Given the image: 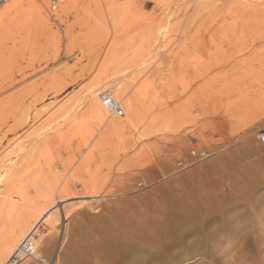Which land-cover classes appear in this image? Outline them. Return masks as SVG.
Wrapping results in <instances>:
<instances>
[{
  "label": "rangeland",
  "instance_id": "374dc122",
  "mask_svg": "<svg viewBox=\"0 0 264 264\" xmlns=\"http://www.w3.org/2000/svg\"><path fill=\"white\" fill-rule=\"evenodd\" d=\"M236 1L64 0L51 13L24 0L0 25V109L18 106L16 119L24 107L44 110L45 131L113 77L126 79L127 95L114 83L104 90L125 117L108 115L107 125L126 123L127 101L138 98L127 130L107 133L85 117L84 130L68 123L44 134L38 207L66 199L63 184L105 198L59 203L71 205L67 218L58 210L56 229L42 224L18 264H109L114 238L130 252L140 245L139 264H164L168 253L180 264H264V0ZM202 151L208 157H193Z\"/></svg>",
  "mask_w": 264,
  "mask_h": 264
},
{
  "label": "bare ground",
  "instance_id": "6f19581e",
  "mask_svg": "<svg viewBox=\"0 0 264 264\" xmlns=\"http://www.w3.org/2000/svg\"><path fill=\"white\" fill-rule=\"evenodd\" d=\"M23 1L24 0H11V2H9V0H7V2L9 3L5 4L4 10L0 12V25H4L7 21H9L13 17L16 10ZM27 1H29V3H33L34 5L37 4L36 0H27ZM42 1L46 4L48 11H50L51 13H54V11L56 12L59 6L64 2V0H58L57 4L56 3L52 4L50 0H42ZM238 1L245 2L248 0H238ZM1 7L2 6L0 5V8ZM165 29L163 31L161 30L162 32L159 33L161 37L165 35L164 33ZM147 62L142 63V65L140 63V65L137 67L134 66L136 67L135 69H137V72L140 71L141 69L143 70V68L146 67L145 64H148ZM113 78L115 79H113L111 82L110 81L104 82V80L102 79L103 81L99 80L97 83L89 87V89L86 91V95L82 100L83 103L84 102L86 103V107L82 108L83 103L80 102L78 104L76 103L77 105L75 104L72 107H69L68 109H64L63 111L56 113L49 120V123L47 124L46 127L47 129L45 130L46 132L44 131L45 129L44 110L40 111L37 110L36 108L31 109L24 107L23 109H21V117L16 119L17 117L15 115L16 113L14 109L17 108L18 106L10 110L0 109V264H18L19 260H23L25 257L28 258L33 255L31 244L36 240V236L38 234L40 226L48 222L46 224H49L51 230L56 229V225L58 224L59 218L55 221L50 218L53 214H55L58 217V213H57L58 210H59V214L60 212L63 214L64 219H66L67 216L69 215L68 213L70 212L69 210L71 208L70 207L71 205L70 206L62 205L60 208L59 203L66 202L67 200L81 199V198H93V199L105 198V196L102 195L101 193L102 191L100 189L93 188L94 190L90 191L88 190L89 188L85 186L86 190L89 192H86L87 195L86 194L82 195L78 192H75V190L74 192L69 191L71 189H68V185H64L61 182L63 184L62 185L59 182L60 183L59 185H62L61 186L62 193L60 194H66L65 196H67V198L64 200H57L55 202H52L49 197V201L50 203L51 202L52 203L47 208H44V206L40 208L37 205L38 200L39 202H41L40 199H44V192H45L44 191V149L47 142L51 141V137L50 138L46 137L44 140V134L46 133L47 135V131L49 132L53 130L54 132L56 131L57 134V132H60V129L63 127V125L67 126L69 124H75V127H77L79 130H84V128L86 127L85 120L87 118L90 121L96 122L97 124H106L107 123L106 120H108L109 114L100 101V94L106 91L104 90V88L105 89L108 88V85L110 83H114V85L113 84L112 85L117 89V94L120 97L122 94L127 95V93L125 92L128 89L127 86H124L126 85L125 78L123 77H113ZM25 80L26 78L23 77V81ZM7 86H8L7 89H10L11 87L16 86V84L15 82H13L11 84H8ZM23 94L26 95V93ZM23 94H21L18 99V103L21 102L20 103L21 105L23 101L22 97L24 96ZM117 102L121 106V103L118 100ZM137 102H138V98L135 96H132L127 101L126 107L130 116L128 119H126L127 122L123 123L116 118L113 121L112 118V123L110 121L108 125L106 124L107 125L106 129L108 130L106 129L105 130L107 131V133L109 131L111 132V130H117V129H122L123 131L127 130L130 125L134 124L133 123L134 120L136 121L138 120L139 112L137 109ZM124 116H125V112H124ZM85 117L86 119H84ZM20 129H23L24 132L20 133L18 131ZM52 137H55V135H53ZM92 152L93 151H91V154ZM92 157L93 156L91 157L86 156V160L89 159L92 160L91 159ZM82 163L80 164V169H82L85 166V162L83 164ZM88 163H86L87 166H89ZM81 165H83L82 168ZM49 169L50 168H48V170ZM49 171L51 172L52 168ZM49 171L46 173L50 175L51 173ZM52 174H53L52 176H54V172ZM48 181L50 183L51 182L54 183L53 181H55V179L53 181L50 180ZM58 186L56 187L57 190H58ZM51 189L49 188L48 190ZM30 190H33L35 192V195H33V192L31 193ZM53 195L55 194L53 193ZM52 198L53 197L51 193V199ZM45 200H47V198ZM84 202L85 204H87L86 201ZM78 203L76 202L77 205ZM80 204L82 205L83 202ZM161 227L162 226H160L159 228ZM120 240L121 239L118 238L108 240V244L110 246V253L108 254V259L111 262L109 264L141 263V261H143L144 259V256L143 254L138 252L140 245L135 244L137 251L130 252V250L127 251L126 248L123 247V244L121 245L122 242H120ZM123 243L125 244V241H123ZM163 257H164L163 262H165L164 264H170L168 263V261L170 260H174L175 263L173 264H180V261H182L184 258V257L182 258L181 255H175V254L173 255L172 253H168L165 256L163 255ZM151 259H152L151 257L148 258L147 264L150 263L149 261H152Z\"/></svg>",
  "mask_w": 264,
  "mask_h": 264
},
{
  "label": "built area",
  "instance_id": "2783aa9c",
  "mask_svg": "<svg viewBox=\"0 0 264 264\" xmlns=\"http://www.w3.org/2000/svg\"><path fill=\"white\" fill-rule=\"evenodd\" d=\"M57 1L58 0H54V1L50 0L52 4L54 3L57 4ZM54 9H55V6H54ZM100 101L110 116H117L120 118L125 117L122 107L117 102L115 95L110 90H106L100 94ZM258 137H259L261 144L264 146V128L259 131ZM192 155L197 160L205 159L206 157H208V153L204 151L192 152Z\"/></svg>",
  "mask_w": 264,
  "mask_h": 264
}]
</instances>
